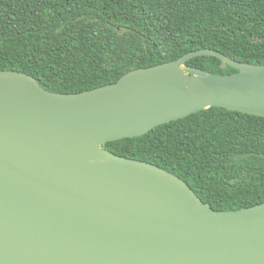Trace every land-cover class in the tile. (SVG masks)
Here are the masks:
<instances>
[{
  "label": "water",
  "instance_id": "1",
  "mask_svg": "<svg viewBox=\"0 0 264 264\" xmlns=\"http://www.w3.org/2000/svg\"><path fill=\"white\" fill-rule=\"evenodd\" d=\"M204 56L237 72L185 66ZM210 108L264 118V65L203 49L79 94L0 71V264H264V203L216 211L104 149Z\"/></svg>",
  "mask_w": 264,
  "mask_h": 264
},
{
  "label": "trees",
  "instance_id": "2",
  "mask_svg": "<svg viewBox=\"0 0 264 264\" xmlns=\"http://www.w3.org/2000/svg\"><path fill=\"white\" fill-rule=\"evenodd\" d=\"M210 49L264 65V0H0V71L79 94ZM214 75L213 56L188 61ZM105 150L160 167L216 211L264 203V118L210 108Z\"/></svg>",
  "mask_w": 264,
  "mask_h": 264
}]
</instances>
